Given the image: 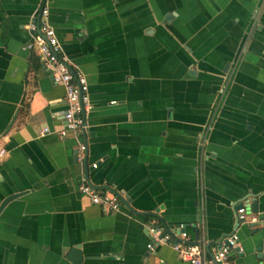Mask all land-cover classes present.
Returning <instances> with one entry per match:
<instances>
[{"label": "crops", "instance_id": "obj_1", "mask_svg": "<svg viewBox=\"0 0 264 264\" xmlns=\"http://www.w3.org/2000/svg\"><path fill=\"white\" fill-rule=\"evenodd\" d=\"M42 6L88 84L80 140L58 135L64 90L25 49ZM0 149V264L76 247L80 264H188L147 250L152 220L209 250L235 234L230 264H264V0H0ZM84 176L129 207L93 206Z\"/></svg>", "mask_w": 264, "mask_h": 264}, {"label": "built area", "instance_id": "obj_2", "mask_svg": "<svg viewBox=\"0 0 264 264\" xmlns=\"http://www.w3.org/2000/svg\"><path fill=\"white\" fill-rule=\"evenodd\" d=\"M48 15L47 7L42 6L36 17L27 25L30 40L25 49L38 55L42 70L50 76L55 85L64 90L67 106L63 115L65 126L58 135L61 138L71 135L74 139L80 140L86 130L84 116L91 109L88 84L84 75L72 73L56 33L49 24ZM46 133L48 130L43 129L42 134ZM85 152L86 144L81 140L75 148L78 162L84 160ZM6 155L7 151L0 149V161ZM96 167V164L92 165L93 169ZM78 192L105 213H117L123 208V203L117 195L97 189L89 183L86 176L82 177ZM237 217L241 222L246 221L244 207L237 210ZM250 222L256 224L258 220L256 217H251ZM146 231L149 236L146 248L149 252H153L158 246H168L177 254L180 261L188 264H230L231 254L238 250V238L235 234L224 237L208 252L205 243L190 242L189 235L183 226L166 232L158 226L156 220H152L146 226Z\"/></svg>", "mask_w": 264, "mask_h": 264}, {"label": "water", "instance_id": "obj_3", "mask_svg": "<svg viewBox=\"0 0 264 264\" xmlns=\"http://www.w3.org/2000/svg\"><path fill=\"white\" fill-rule=\"evenodd\" d=\"M71 71H72V70H71ZM72 73L74 74L73 71H72ZM97 189H99V188H97ZM101 189H102V190H107V191H109L110 193H112V194H114V195H117V196L121 199L122 203H123L125 206H128V207H129V201L125 200V199L122 197L121 194L117 193V192L114 191V190H110V189L107 188V187H103V188H101ZM101 189H100V190H101ZM14 198H16V196H11V197L7 198V199L2 203V205L0 206V212H1L2 208L5 206V204H7L9 201L13 200ZM241 207H242V206L238 207V209L241 208ZM251 207H252V213H253V214H257L255 204H253ZM238 209H237V210H238ZM153 216H154V215H153ZM160 220H161V223H162V224H165V222H163L162 219H160ZM262 221H263L262 226H264V217L262 218ZM236 222H237V224H238L239 222H241V221L238 219V217H236ZM171 229H172V226L169 225L168 227H166V232H170ZM263 244H264V241H263ZM206 249H207V251L209 252V247H208V246L206 247ZM261 250H262V246H260V247L258 248V251H259V252H261ZM69 257L71 258V260H72V262H73L74 264H80V262H81L80 248H79V247H76V248L72 249V250L70 251V253H69Z\"/></svg>", "mask_w": 264, "mask_h": 264}]
</instances>
